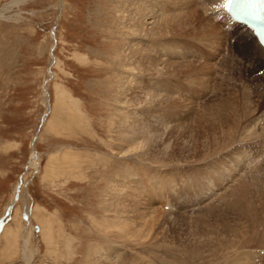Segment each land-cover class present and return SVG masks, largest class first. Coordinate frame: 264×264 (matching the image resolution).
Returning <instances> with one entry per match:
<instances>
[{
    "label": "rangeland",
    "instance_id": "374dc122",
    "mask_svg": "<svg viewBox=\"0 0 264 264\" xmlns=\"http://www.w3.org/2000/svg\"><path fill=\"white\" fill-rule=\"evenodd\" d=\"M120 1L0 0V218L19 189L0 264H26L24 241L29 264H264V243L229 232L249 227L234 193L264 180V66L207 51L171 0ZM145 170L140 193L115 182Z\"/></svg>",
    "mask_w": 264,
    "mask_h": 264
},
{
    "label": "bare ground",
    "instance_id": "6f19581e",
    "mask_svg": "<svg viewBox=\"0 0 264 264\" xmlns=\"http://www.w3.org/2000/svg\"><path fill=\"white\" fill-rule=\"evenodd\" d=\"M22 0H17V2H21ZM119 1V0H117ZM122 1V0H121ZM120 1V2H121ZM126 1V0H125ZM124 1V2H125ZM129 1V0H128ZM131 1V0H130ZM136 1V0H135ZM158 1V0H157ZM156 1V2H157ZM162 1V0H161ZM170 1V0H168ZM174 3V5L176 4L178 7H179V12H178V16L177 18H179V23H177L179 26L181 25L183 28L187 29V30H190L192 31L193 33L195 32V34L199 35V39L201 41V43L205 42L203 45L204 47H206L208 50L207 51H210L211 53H215L216 50L219 48L220 50V53H222L223 51L225 50H228L230 52V55L232 54V56H236L234 58H237V59H246L247 60V64L248 66L250 67H259V66H264V49L259 45V43L257 42V39L256 37L252 34V31L250 29H248L244 24L242 23H235L233 22V20L231 18H229L227 16V11H226V6H225V0H194V5L195 7H193V3H192V0H171L170 3ZM123 2V3H124ZM144 2V1H143ZM142 2V3H143ZM129 3V2H128ZM163 3V2H162ZM172 3V4H173ZM127 4V3H126ZM140 4V2H139ZM156 4V3H155ZM123 5V4H121ZM142 5V4H141ZM141 5H140V8H141ZM146 5V4H145ZM130 6H131V3H130ZM147 6V5H146ZM172 6V5H171ZM125 7V5H124ZM128 7V6H127ZM133 7V6H132ZM138 7V6H137ZM170 7V6H168ZM11 8V6H7L3 9H0V19H5L6 18V13L8 12L7 10ZM147 8V7H146ZM145 8V10H146ZM203 8H206L208 11L210 10V12L212 13H215V16L214 17H211V16H208L206 18L208 19H205L204 16L200 13V10H202ZM127 9V8H126ZM130 9V7L128 8ZM127 9V10H128ZM144 9V8H143ZM123 10V9H122ZM145 10H139L140 12H145ZM205 10V9H204ZM147 11V10H146ZM207 11V12H208ZM148 12V11H147ZM166 12V11H165ZM168 12V11H167ZM166 12V13H167ZM171 13V11H169ZM168 12V13H169ZM123 13V11H122ZM137 13V12H136ZM150 13V12H149ZM148 14V13H146ZM145 14V15H146ZM173 14V13H172ZM168 15V14H166ZM139 16V15H138ZM142 16V15H141ZM144 16V15H143ZM148 16V15H146ZM176 16V14H175ZM135 17V16H134ZM163 17V16H162ZM165 15H164V19H165ZM174 17V16H172ZM139 18V17H138ZM144 18V17H143ZM163 19V18H162ZM170 20V18H167ZM165 22H168L169 20H167ZM142 21V20H141ZM143 22V21H142ZM159 22V21H158ZM164 22V21H163ZM173 22V20H172ZM170 23V22H169ZM132 24V23H131ZM165 24V23H163ZM138 25V24H137ZM136 26V25H135ZM142 26V25H141ZM157 26V25H155ZM154 27V26H153ZM132 28V26H131ZM138 28V26H137ZM156 28V27H155ZM130 29V28H129ZM135 29V28H133ZM155 30V29H154ZM135 31H138L140 32V29L138 28L135 29ZM53 33V30L51 31ZM134 32V31H133ZM132 32V33H133ZM142 32V30H141ZM144 32V31H143ZM158 32V31H157ZM131 33V34H132ZM136 33V32H135ZM134 33V35H135ZM147 33V31H146ZM164 37V36H163ZM128 39V38H127ZM125 39V43H126V40ZM130 39V38H129ZM206 39V40H205ZM131 40V39H130ZM210 40V41H209ZM128 41V40H127ZM209 41V42H208ZM129 42H127V45ZM130 48V46H129ZM129 50V49H127ZM218 51V50H217ZM129 52V51H128ZM240 52V53H239ZM207 55V54H205ZM243 60V59H242ZM132 64V65H130ZM141 58H137L134 63H128L127 66L133 68V71L134 70H139L141 69ZM145 65V64H144ZM168 65V64H167ZM170 66V65H169ZM167 66V67H169ZM147 68V67H146ZM143 69V70H147V69ZM225 68V67H224ZM50 70V68L48 69V71ZM132 70V69H131ZM148 72V71H147ZM50 76H51V72H49ZM122 78V77H121ZM128 79V78H127ZM130 79V78H129ZM47 80L45 81L44 85L46 84ZM124 86V85H123ZM148 94V93H147ZM240 99V98H239ZM166 101V100H165ZM46 105V113L42 116L41 118V124L44 122V120L46 119L48 113L50 112V108H49V105L48 103H45ZM122 111V110H121ZM123 112V111H122ZM119 114L118 115H122V113L119 111L118 112ZM124 114V113H123ZM226 114V113H225ZM119 116V117H120ZM236 120V119H235ZM223 121V120H222ZM120 122V121H119ZM123 124L124 122L126 121H122ZM228 122V121H227ZM233 121H231L232 123ZM120 124V123H119ZM226 124V123H225ZM233 124V123H232ZM121 125V124H120ZM122 126V125H121ZM225 126V125H223ZM236 126V125H235ZM229 130H226L225 131V139L226 141H231V139H233L235 137V133H236V130L233 131L231 130L232 126L230 125L229 127H227ZM238 128V126H237ZM247 128V127H246ZM133 129V128H131ZM233 129V128H232ZM252 130V128L250 129ZM233 131V132H232ZM216 132V131H215ZM235 132V133H234ZM249 132V130H248ZM254 133V132H253ZM222 135V134H221ZM35 139H36V135L34 136ZM33 137V138H34ZM152 137V136H151ZM150 137V138H151ZM222 137L224 139L223 136H219L218 138ZM143 137L141 136L140 138L138 139H133V140H128L127 144H132V146L130 148H128V145L126 146H123V145H117L118 148H116L119 152L118 153H122L124 156H128V154L131 152V151H136L138 149H140V144H143V143H140L139 145H133V144H136V141L139 140V139H142ZM215 138V137H213ZM35 139L34 141L32 140V143L31 145L35 142ZM145 139V138H144ZM221 139V138H220ZM221 139V140H223ZM149 140V138L144 141V144L146 143V141ZM212 142V141H211ZM224 142V141H223ZM240 142V141H239ZM215 143H218V142H215ZM214 143V144H215ZM225 143V142H224ZM213 145V144H212ZM217 145V144H215ZM220 145V143H218L217 145V150L219 149L218 146ZM123 146V148H121ZM156 146V145H155ZM214 146V145H213ZM225 146V144H224ZM210 147L213 149V147L210 145ZM215 147V146H214ZM221 148V146H219ZM209 148V147H208ZM225 148V147H224ZM216 148H214L215 150ZM222 149V148H221ZM33 151L32 152H35L34 149H32ZM195 151V150H194ZM211 151V150H210ZM216 151V150H215ZM137 152V151H136ZM214 152V151H213ZM133 153H131L132 155ZM135 154V152H134ZM208 156H206L207 158ZM132 158V157H131ZM204 158V156H203ZM35 155L32 154L31 157H30V167H32L31 165H35ZM242 159V164L244 163V160H243V156L240 157L239 159V156H236V161L238 163H240ZM239 160V161H238ZM35 167V166H34ZM142 170V169H141ZM126 172V171H125ZM146 172V173H145ZM143 173H140L143 177V175H145V180L143 181L142 179H134L133 177L138 175L139 173H134V172H126L124 173L123 175L121 176H116L115 177V182L117 180V182L121 183V181H124L125 184L128 185V187H134L133 188V191L134 189H136V191H138L139 193L142 191L143 189V185L145 182H147L148 184V177L151 175V174H147L149 173L148 170ZM231 171H229L230 173ZM251 177V176H250ZM250 179V178H249ZM248 178L243 181L242 183V186H240L237 191L234 193V196L236 197L237 199V204L240 206L241 208V213L240 215L242 216V219L245 220L246 223H248V228H245L246 230H248L246 233L242 232L241 229H237V228H231L230 230V227H226V229L229 228V230H227V233L228 231L229 232H232V237H234L235 239L234 240H237L235 241L236 245H238L237 243H240L239 245L241 247H246L248 248L247 246L251 243H264V186H263V179L262 177H258L257 179V182L254 184V186L252 185L251 188H248L249 185L251 184L249 182V185L247 184ZM111 182V189H109V191L111 192V190H116L117 187H116V183L114 184L113 182V179L110 181ZM160 184V187L161 189L164 188L163 182L159 183ZM115 185V186H114ZM121 185V184H120ZM133 185V186H131ZM110 186V185H109ZM147 191L149 190V188H152V185L149 184V186H147ZM124 189V188H123ZM117 191V190H116ZM135 192V191H134ZM121 193V192H120ZM18 194H19V189H18V193H17V197L16 199H13V203L9 204L5 210V214L2 218H0V227L1 225L3 224V218H5L9 212H10V209L12 207V205L15 203V201L18 199ZM116 194L115 193V197H116ZM15 195V194H14ZM109 195V194H108ZM121 199V198H120ZM111 201V200H110ZM115 202V201H114ZM115 204V203H114ZM116 205V204H115ZM110 206V205H109ZM221 207V206H220ZM112 208V207H111ZM114 208V207H113ZM112 208V209H113ZM147 209V208H146ZM114 210V209H113ZM26 217V215H24V218ZM117 219V218H116ZM133 219V218H132ZM25 220H27V217L25 218ZM124 220V219H123ZM110 221V220H109ZM125 221V220H124ZM152 221V220H151ZM154 221V220H153ZM123 223L122 220H119L118 221V226H120L121 224ZM126 223V222H124ZM153 223V222H152ZM124 225V224H123ZM127 225V224H126ZM144 226V225H143ZM116 227V228H117ZM120 228V227H119ZM118 229V228H117ZM213 229V228H212ZM243 229V228H242ZM128 230V229H126ZM130 230V229H129ZM140 228L138 229V232H139ZM134 230H130L129 231V234L127 236H131V237H134V233L136 232H133ZM141 231V230H140ZM244 231V230H243ZM20 232V231H19ZM213 232V231H212ZM139 233H142V232H139ZM138 233V234H139ZM231 234V233H230ZM243 234V235H242ZM126 235V234H125ZM141 235V234H140ZM229 235V233H228ZM246 235V238L245 236ZM230 236V235H229ZM248 236V237H247ZM233 240V241H234ZM27 241V240H26ZM233 241L231 243H233ZM28 243V242H27ZM208 243H212V242H208ZM218 243V242H217ZM220 244V243H219ZM230 244V242H229ZM234 244V243H233ZM247 246H246V245ZM27 245V244H26ZM228 245V244H227ZM225 245V246H227ZM232 245V244H231ZM224 244H223V248L225 247ZM212 247H213V244H212ZM211 247V248H212ZM229 247V246H228ZM211 248L209 249L210 250V253L213 252L211 250ZM217 248V247H216ZM244 249L242 251H246V250H249V249ZM250 248V247H249ZM263 248V247H262ZM29 249V248H28ZM28 249L27 247L25 246V241H24V246L22 248V257L25 258V263L26 264H29L30 262V254L28 252ZM215 248L213 247V250ZM222 249V248H221ZM220 247H219V250H221ZM226 249V248H225ZM224 249V250H225ZM229 249V248H228ZM227 249V250H228ZM237 249V248H236ZM241 249V248H240ZM217 249V252L219 251ZM262 250V249H261ZM226 251V250H225ZM216 252V251H215ZM222 253V251L220 252ZM240 253V252H239ZM213 254V253H211ZM210 254V255H211ZM213 255H216L213 254ZM223 255H224V252H223ZM222 254L220 256H223ZM206 256V255H205ZM201 257V256H200ZM218 257V256H217ZM210 258V257H209ZM208 258V259H209ZM251 256H249L248 254H245L243 255V259H241V256L239 257H236V258H230V259H226V258H223V262L222 263H219V264H255L257 262H251L250 260ZM217 259V258H216ZM240 259H241V263H240ZM32 260V259H31ZM247 260H250V261H247ZM221 261V260H220ZM214 263V262H213ZM212 263V264H213ZM165 264V263H164ZM205 264H208V263H205Z\"/></svg>",
    "mask_w": 264,
    "mask_h": 264
},
{
    "label": "water",
    "instance_id": "95a60500",
    "mask_svg": "<svg viewBox=\"0 0 264 264\" xmlns=\"http://www.w3.org/2000/svg\"><path fill=\"white\" fill-rule=\"evenodd\" d=\"M41 118H42V117H41ZM40 127H41V121H40V123H39V125H38V128H40ZM34 139H35V137L33 138V141H34ZM17 193H18V189L15 190L14 199H16V197H17Z\"/></svg>",
    "mask_w": 264,
    "mask_h": 264
}]
</instances>
